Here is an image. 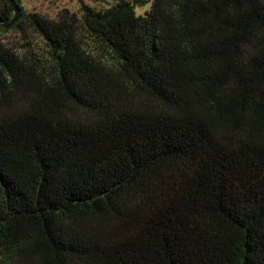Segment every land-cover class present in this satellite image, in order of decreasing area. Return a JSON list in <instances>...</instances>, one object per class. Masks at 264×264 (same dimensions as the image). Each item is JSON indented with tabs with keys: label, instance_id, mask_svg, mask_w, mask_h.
Instances as JSON below:
<instances>
[{
	"label": "trees",
	"instance_id": "obj_1",
	"mask_svg": "<svg viewBox=\"0 0 264 264\" xmlns=\"http://www.w3.org/2000/svg\"><path fill=\"white\" fill-rule=\"evenodd\" d=\"M78 1L0 24V264H264V0Z\"/></svg>",
	"mask_w": 264,
	"mask_h": 264
},
{
	"label": "rangeland",
	"instance_id": "obj_2",
	"mask_svg": "<svg viewBox=\"0 0 264 264\" xmlns=\"http://www.w3.org/2000/svg\"><path fill=\"white\" fill-rule=\"evenodd\" d=\"M85 2L95 8H103L114 3V0H85ZM21 4L26 12L36 11L53 19L57 18L58 13L64 9L68 11V16L81 14L78 0H21ZM149 5L136 7L137 11H144L149 8ZM0 44L18 51L30 49L37 54L44 52L42 39L32 30H0Z\"/></svg>",
	"mask_w": 264,
	"mask_h": 264
},
{
	"label": "water",
	"instance_id": "obj_3",
	"mask_svg": "<svg viewBox=\"0 0 264 264\" xmlns=\"http://www.w3.org/2000/svg\"><path fill=\"white\" fill-rule=\"evenodd\" d=\"M8 2L10 3L12 10H13V16L11 17V19L9 21H3L0 20V24L3 27L9 28L12 26V24L16 21V19L19 16V13L21 12V9L19 8L18 4L15 2V0H8Z\"/></svg>",
	"mask_w": 264,
	"mask_h": 264
}]
</instances>
